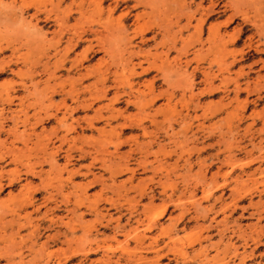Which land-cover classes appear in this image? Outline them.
Returning <instances> with one entry per match:
<instances>
[{"label":"rangeland","instance_id":"rangeland-1","mask_svg":"<svg viewBox=\"0 0 264 264\" xmlns=\"http://www.w3.org/2000/svg\"><path fill=\"white\" fill-rule=\"evenodd\" d=\"M141 1L0 0V264H264V0Z\"/></svg>","mask_w":264,"mask_h":264},{"label":"bare ground","instance_id":"bare-ground-1","mask_svg":"<svg viewBox=\"0 0 264 264\" xmlns=\"http://www.w3.org/2000/svg\"><path fill=\"white\" fill-rule=\"evenodd\" d=\"M143 1V0H142ZM141 1V2H142ZM147 2V1H146ZM145 3V2H144ZM177 5V4H176ZM183 5V4H182ZM197 6V5H196ZM210 6V5H209ZM50 7V6H49ZM164 11V10H163ZM179 11H181V10H179ZM165 13V12H164ZM178 16V15H177ZM164 18V17H163ZM60 19V18H59ZM174 21V20H173ZM62 24V23H61ZM199 25V24H198ZM122 27V26H121ZM111 29V28H110ZM176 30V29H175ZM117 31V30H116ZM111 32V31H110ZM125 32V31H124ZM122 34V33H121ZM101 36H103V32H102V35ZM110 36H112V34L110 35ZM114 36V35H113ZM141 36V35H140ZM100 37V36H99ZM218 37H220V36H218ZM78 38V37H77ZM103 38V37H102ZM107 39H108V37H107ZM100 40V39H99ZM110 40V39H109ZM109 40H107V42L109 41ZM163 40V39H162ZM218 41H219V39H218ZM110 42H112V41H110ZM186 42H187V40H186ZM185 42V43H186ZM86 43V42H85ZM133 44V43H132ZM183 45V44H182ZM189 45V44H188ZM67 46V45H66ZM184 46V45H183ZM103 47V46H102ZM105 47V46H104ZM108 50H109V48H107ZM113 49V48H112ZM115 49V48H114ZM183 49H186V48H182V50ZM178 50H181V49H178ZM217 50V49H216ZM105 53V52H104ZM200 53V52H199ZM215 53V52H214ZM110 55V54H109ZM116 55V54H115ZM119 55V54H118ZM184 55V54H183ZM195 55H197V54H195ZM110 56H112V55H110ZM118 57V56H117ZM121 57V56H120ZM195 57V56H194ZM74 60V59H73ZM124 61V60H123ZM122 61V62H123ZM184 61V60H183ZM186 63V62H185ZM106 64V63H105ZM195 65V64H194ZM227 65V64H226ZM53 66V65H52ZM185 66V65H184ZM179 67V66H178ZM107 68V67H106ZM184 69V68H183ZM192 69V68H191ZM225 69V68H224ZM181 70V69H180ZM193 70H194V68H193ZM226 70V69H225ZM184 71V70H183ZM202 71V70H201ZM204 71V70H203ZM206 71V70H205ZM207 72V71H206ZM113 73V72H112ZM193 73V72H192ZM203 74V73H202ZM79 76V75H78ZM114 76V75H113ZM81 77V76H80ZM99 78H100V76H99ZM115 78V77H114ZM113 80V79H112ZM126 80V79H125ZM206 82H207V80H206ZM114 83V82H113ZM212 84V83H211ZM211 87V86H210ZM71 89H72V87H70ZM102 88V87H101ZM150 89V88H149ZM208 89V88H207ZM101 90H103V89H101ZM209 90V89H208ZM207 90V91H208ZM148 91V90H147ZM146 91V92H147ZM160 91H161V89H160ZM202 91V90H201ZM103 92V91H102ZM164 93V92H163ZM101 94H103V93H101ZM113 94H115V93H113ZM154 94V93H153ZM156 94V93H155ZM160 94V93H159ZM162 94V93H161ZM74 95V94H73ZM90 95V94H89ZM88 95V96H89ZM117 95V94H116ZM149 95V94H148ZM170 96V95H169ZM111 97V96H110ZM91 98V97H90ZM142 99V98H141ZM140 99V100H141ZM109 100H110V98H109ZM131 101V100H130ZM108 102H110V101H108ZM116 102V101H115ZM104 103H106L105 101H104ZM111 103V102H110ZM112 104V103H111ZM140 104V103H139ZM86 106V105H85ZM95 109V108H94ZM173 109V108H172ZM118 110V109H117ZM96 112H95V114L96 113H99V111H98V109H96L95 110ZM101 111V110H100ZM117 113V112H116ZM118 114V113H117ZM122 115V114H121ZM128 116H130V115H128ZM131 117V116H130ZM97 119V118H96ZM131 121H132V119H131ZM58 122V121H57ZM91 123V122H90ZM121 123V122H120ZM109 124V123H108ZM141 125V124H140ZM72 126V125H71ZM121 126V125H120ZM129 126V125H128ZM90 127H92V126H90ZM94 127V126H93ZM119 127V126H118ZM143 127V126H142ZM98 130V129H97ZM33 133V132H32ZM143 133H145L144 131H143ZM146 145V144H145ZM91 181V180H90Z\"/></svg>","mask_w":264,"mask_h":264}]
</instances>
